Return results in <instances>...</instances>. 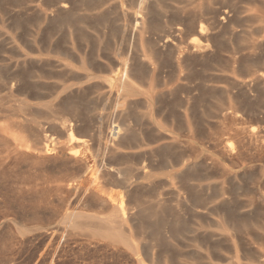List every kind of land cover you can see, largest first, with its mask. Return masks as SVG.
Returning a JSON list of instances; mask_svg holds the SVG:
<instances>
[{
  "label": "rangeland",
  "instance_id": "rangeland-1",
  "mask_svg": "<svg viewBox=\"0 0 264 264\" xmlns=\"http://www.w3.org/2000/svg\"><path fill=\"white\" fill-rule=\"evenodd\" d=\"M59 1L0 0V264H264V0Z\"/></svg>",
  "mask_w": 264,
  "mask_h": 264
},
{
  "label": "bare ground",
  "instance_id": "bare-ground-1",
  "mask_svg": "<svg viewBox=\"0 0 264 264\" xmlns=\"http://www.w3.org/2000/svg\"><path fill=\"white\" fill-rule=\"evenodd\" d=\"M140 1V4H141V6H148V3H150L151 1H158V0H139ZM164 1V0H163ZM72 6H71V2L69 1V0H60L59 1V4L58 5H56V9H57V11L59 10V9H64V11L65 10H71L72 8H71ZM149 8V7H148ZM146 9V8H145ZM128 17V16H127ZM192 20V19H191ZM196 21H197V19H196ZM143 22V21H142ZM146 22V21H145ZM194 22H195V20H194ZM182 23V22H181ZM184 23V22H183ZM142 24V23H141ZM181 25H183V24H181ZM191 25V24H190ZM199 26H198V28H197V26H196V28H192V31H195V32H198V35H194V37H192V40H190L189 42L191 43V41H192V43H191V45H194L195 47H198V46H200V44L202 43H200V44H198V38H200L201 36H205L206 34H205V32L207 31L206 29H205V27L202 25V24H198ZM178 27V29H176V31H178L180 28H181V26H179V24L177 25ZM184 27V26H183ZM191 27V26H190ZM189 27V28H190ZM186 30H187V28H186ZM185 30V31H186ZM185 31H182V32H185ZM190 31H191V29H190ZM191 33V32H190ZM194 32H192V34H193ZM205 34V35H204ZM209 34V33H208ZM210 35V34H209ZM193 36V35H192ZM200 36V37H199ZM208 36V35H207ZM201 38H203V37H201ZM200 38V39H201ZM210 39V38H209ZM211 40V39H210ZM188 43V42H187ZM189 43V44H190ZM194 43V44H193ZM205 43H207V42H205ZM209 43V42H208ZM208 43H207V45H208ZM188 44V45H189ZM191 45H189L190 47H191V49H194V48H192V46ZM202 46H203V43L201 44ZM206 45V46H207ZM201 46V47H202ZM205 46V45H204ZM207 48V47H206ZM208 48H209V46H208ZM179 49V48H178ZM186 49V48H185ZM184 49V50H185ZM188 49V48H187ZM198 49V48H197ZM196 49V50H197ZM199 49H201V48H199ZM190 50V49H189ZM195 50V49H194ZM193 50V51H194ZM203 50V49H202ZM203 52V51H202ZM189 53V52H188ZM196 53V52H195ZM192 54V53H191ZM125 61V60H124ZM127 63V62H126ZM126 63H124V65H123V68H124V74H127L128 73V65L126 64ZM132 68V67H131ZM131 71V70H130ZM136 73V72H135ZM140 74V73H139ZM138 74V75H139ZM139 76H141V74L139 75ZM264 76V75H263ZM263 76H262V78H263ZM117 78V77H116ZM264 79V78H263ZM121 80L122 81H124V83L125 84H130L131 85V83H129V82H127L126 80H124V78L122 77L121 78ZM261 80V79H260ZM115 85V84H114ZM140 90V89H139ZM73 106V105H72ZM75 107V106H74ZM76 108H78L77 106H76ZM76 110H78V109H68V111L70 112H73V113H76ZM66 123V122H65ZM65 128V127H64ZM67 130V129H66ZM70 137V136H69ZM77 139H81V138H78V137H76ZM113 138H114V136H113ZM144 138V137H143ZM75 139V137L74 136H71L70 137V141L72 142L73 140ZM84 139V138H83ZM115 139V138H114ZM116 140V139H115ZM129 140V139H128ZM134 140V139H133ZM76 141V140H75ZM140 141V140H139ZM143 141V140H142ZM80 142V141H79ZM119 142V141H118ZM122 142V141H121ZM128 141H126V143H127ZM130 142V141H129ZM114 143V142H113ZM130 144V143H129ZM133 144V143H132ZM135 144H136V142H135ZM105 146V145H104ZM117 146V145H116ZM124 146H125V144H124ZM123 147V146H122ZM112 148H114L113 146H112ZM117 148V147H116ZM126 148V147H125ZM49 150V147L46 145L45 146V152L46 151H48ZM112 152V151H111ZM166 153V152H165ZM165 153H162V154H165ZM169 154V153H168ZM113 155V154H112ZM177 155V154H176ZM166 156H168L167 154H166ZM170 156V155H169ZM114 157V156H113ZM162 157V156H161ZM163 157H165V156H163ZM171 157V156H170ZM166 158V157H165ZM182 158V157H181ZM169 159V158H168ZM180 159V158H179ZM178 159V160H179ZM164 160H166V159H164ZM169 161V160H168ZM170 162V161H169ZM129 170V169H128ZM186 176H190V175H186ZM186 176H185V179H187L186 178ZM193 177V176H192ZM194 178V177H193ZM184 179V180H185ZM197 180V179H196ZM128 182V181H127ZM185 182V181H184ZM189 184V183H188ZM130 185V184H129ZM195 185V184H194ZM195 189V188H194ZM193 189V191L192 192H195V193H197L196 192V190H194ZM190 191V190H189ZM191 192V193H192ZM190 193V192H189ZM109 194V193H108ZM138 194V193H137ZM136 194V195H137ZM190 195V194H189ZM192 195V194H191ZM196 197H199L198 195L196 196ZM187 199V198H186ZM196 200H198L199 201V198H196ZM202 200V199H201ZM122 203V202H121ZM197 203V202H196ZM196 203H195V205H196ZM200 203V202H199ZM198 203V204H199ZM124 205V204H123ZM194 205V206H195ZM197 206V205H196ZM195 208V207H194ZM129 214V213H128ZM128 214H126V208H124L122 205H119V207H115V209L111 212V215H110V217H109V220H107L106 221V223H105V227H107V228H109V230H111V231H108V235H110V237L109 238H111V237H113L114 238V240L116 239H118L117 240V242L118 241H124V243L126 242L130 247H132L133 248V250H136V252H134V253H137L138 254V256H139V252H138V246H137V243L133 240V239H131L132 237L130 236V234H129V236L127 235V234H125V228H124V230H123V226H125L126 225V223H127V217H128ZM130 216V215H129ZM112 218V219H111ZM117 218V219H116ZM90 219V218H89ZM93 219V218H92ZM96 220V219H95ZM100 220V219H99ZM93 221V220H92ZM97 221V220H96ZM115 221V222H114ZM94 222V221H93ZM102 223V222H101ZM116 223V224H115ZM157 224V223H156ZM153 225V224H152ZM243 225V224H242ZM140 226H142V223H141V225ZM146 226V225H145ZM158 227V226H157ZM106 228V229H107ZM246 228H248V227H246ZM158 229V228H157ZM228 229V228H227ZM128 230V229H127ZM124 231V232H123ZM159 232V231H158ZM134 233V232H133ZM144 233H146V231L144 232ZM101 235V234H100ZM107 238H108V236H107ZM195 239H196V237H194ZM162 239V238H161ZM113 240V239H112ZM113 240V241H114ZM199 240V239H198ZM120 241V242H121ZM152 241V240H151ZM194 241V240H193ZM195 242H197V241H195ZM198 243V242H197ZM202 243V242H201ZM128 246V247H129ZM194 246H196V245H194ZM129 247V248H130ZM198 255V254H197ZM166 257V256H165ZM198 257V256H197ZM163 258V257H162ZM167 258V257H166ZM138 260H139V264H145L144 262H143V260L141 259V257H138ZM162 263L163 264H168V262H167V260L166 259H163L162 260ZM170 264V263H169Z\"/></svg>",
  "mask_w": 264,
  "mask_h": 264
},
{
  "label": "crops",
  "instance_id": "crops-1",
  "mask_svg": "<svg viewBox=\"0 0 264 264\" xmlns=\"http://www.w3.org/2000/svg\"><path fill=\"white\" fill-rule=\"evenodd\" d=\"M165 130V129H164Z\"/></svg>",
  "mask_w": 264,
  "mask_h": 264
}]
</instances>
